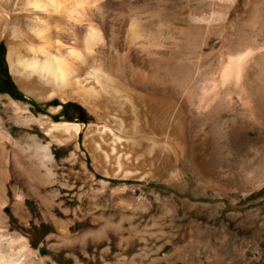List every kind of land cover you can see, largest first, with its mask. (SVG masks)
Returning <instances> with one entry per match:
<instances>
[{
    "label": "rangeland",
    "instance_id": "374dc122",
    "mask_svg": "<svg viewBox=\"0 0 264 264\" xmlns=\"http://www.w3.org/2000/svg\"><path fill=\"white\" fill-rule=\"evenodd\" d=\"M24 1L10 10L0 36L11 84L0 91V159L8 175L0 264H264V0H234L225 29H199L206 36L200 53L207 58L197 72L187 59L178 60L190 52L189 44L179 45L178 54L173 45L180 29L193 26L195 13L204 15L210 3L222 0H70L72 9L79 4L71 18L81 20L69 39L79 53L75 78L107 68L115 53L128 51L146 73L175 75L176 88L195 93L202 73L216 71L225 54L245 52L249 59L243 90L228 86L219 97L223 102L218 98L202 113L191 107L193 128L206 131L207 145L194 163L178 156L175 165L138 178L95 169L82 127L75 141L61 145L51 142L43 124L27 122L45 116L56 123L101 124L81 104L45 92L51 86L20 64L35 57L27 28L33 15ZM131 25L149 37L145 47L128 42ZM84 43H90L89 53ZM24 81L29 92L50 98L36 100ZM109 96L110 104L117 101ZM9 99L25 104L24 119L8 109ZM35 141L51 142L53 163L34 160Z\"/></svg>",
    "mask_w": 264,
    "mask_h": 264
},
{
    "label": "bare ground",
    "instance_id": "6f19581e",
    "mask_svg": "<svg viewBox=\"0 0 264 264\" xmlns=\"http://www.w3.org/2000/svg\"><path fill=\"white\" fill-rule=\"evenodd\" d=\"M232 1L234 0L210 3L204 15L194 14L192 27L186 30H184L185 28L180 29L181 34L178 35V42L173 45L172 51L179 52L178 46L186 43L189 44L190 52L179 54L178 60L187 59L189 66L196 72L202 68L206 56L200 53V48L206 43V36L203 37L204 34L201 35L199 29L204 28L205 32L211 33L225 29ZM17 3V0H0V36H5L10 20V10L17 9ZM70 3V0L24 1V8L27 7L33 15L27 28L33 37L30 40L32 43H29L28 46L35 57L29 61L23 59L20 64L29 69L27 71H30L31 74L42 78L40 80L46 86H51L50 88L46 87L45 92L49 94L54 91L63 101L71 100L81 104L91 111L101 121V124L82 126L68 122L56 123L45 116H39L37 119L29 118L27 122L43 124L51 142L55 141L61 145L75 141L77 130L82 127L85 129L83 143L90 154L93 166L98 171L114 175L116 178L120 176L131 178L148 176L163 167L175 165L178 156L185 157L189 163H194V155L204 150L207 145L206 131L202 130L200 126L197 127V130L193 128L191 107L195 113H202L208 105L211 106L215 101H219L218 98L223 95L224 89L228 86L236 87L237 90L242 88V78L246 67H248L246 66L247 60H249L245 52H243L244 54L231 55L229 50V54L224 53L225 56L218 62L216 71L204 73L205 69L202 70L200 82L195 86V93L186 92L185 87L176 88L177 82L173 81L175 75L163 78V76H159L160 74L146 73L132 61L128 56V51L121 54L115 53L107 68L102 67L103 65L93 67L88 71L84 70L85 76L82 78H75L74 73L80 70L79 62L76 59L79 53L77 55V51L70 45L69 39L70 35L75 33L76 28H80L81 20L71 18L70 12H74L73 10L76 9L74 7L79 4L75 6L73 4L72 9L69 6ZM20 8L18 7L19 10ZM61 25L63 28H59L61 30L59 32L58 27ZM138 30L135 25H131L129 37L131 36L132 40L128 42L136 40V43L145 47L146 45L143 46V44H146L149 37L146 38L147 40L144 39L139 35ZM91 31L95 33L94 29ZM66 33L68 35H65ZM85 39L86 37L83 40ZM89 44L84 43L86 51L89 50ZM185 50L188 52L186 48ZM20 84L36 100L50 98L48 94L29 92L30 88L26 86L25 81ZM107 95L115 97L117 101L110 104L106 101ZM193 96L196 102L192 101ZM195 99L193 98L194 101ZM8 109L18 121L24 119V114L27 112L25 104L12 99L8 100ZM38 141L32 145L34 160L39 163L45 161L48 165L53 163L51 142L43 145ZM4 161L0 159V238L6 227L3 210L7 204L4 193L8 175L7 169L4 170Z\"/></svg>",
    "mask_w": 264,
    "mask_h": 264
},
{
    "label": "trees",
    "instance_id": "16d2710c",
    "mask_svg": "<svg viewBox=\"0 0 264 264\" xmlns=\"http://www.w3.org/2000/svg\"><path fill=\"white\" fill-rule=\"evenodd\" d=\"M2 46V44L0 43V47ZM0 85L2 86L0 88V91H4V92H8L9 90V87H10V81H9V77L7 75V71H6V67L4 65V61H3V53L0 52ZM12 87V86H11ZM13 89V87H12ZM15 97L16 98H20V94L19 92H17V94H15ZM62 112V110H61ZM63 116L66 118V119H71L70 116H68L67 114H65L63 112Z\"/></svg>",
    "mask_w": 264,
    "mask_h": 264
}]
</instances>
